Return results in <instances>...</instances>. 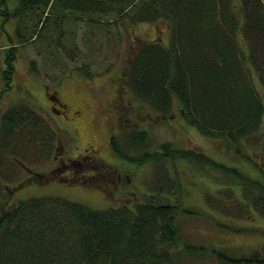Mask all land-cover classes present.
<instances>
[{
    "label": "trees",
    "instance_id": "trees-1",
    "mask_svg": "<svg viewBox=\"0 0 264 264\" xmlns=\"http://www.w3.org/2000/svg\"><path fill=\"white\" fill-rule=\"evenodd\" d=\"M52 5L73 14L114 15L110 21L115 26L163 22L167 42H142L130 56L125 76L131 93L162 118L176 105L187 125L221 140L234 154L242 152L244 139L258 129L264 115V0H18L12 10L0 0V15L18 19L33 13L41 29L53 17L51 25L58 28L62 17L51 14ZM13 55L14 49L7 50L5 82ZM40 123L28 105L11 104L0 115V146L9 147L6 134L24 129L26 141L39 139V155H48L55 131L46 122L42 130ZM146 140L144 131L125 133L111 136L110 146L117 156L138 163L167 157L222 168L240 183L242 205L264 219L260 166L253 177L183 149L151 151ZM152 175V191L133 207L93 208L61 196L18 200L0 213V264H264V240L248 253L184 241L178 217L190 212L169 201L171 186L178 184L159 164ZM252 231L264 236V225L248 229Z\"/></svg>",
    "mask_w": 264,
    "mask_h": 264
},
{
    "label": "rangeland",
    "instance_id": "rangeland-1",
    "mask_svg": "<svg viewBox=\"0 0 264 264\" xmlns=\"http://www.w3.org/2000/svg\"><path fill=\"white\" fill-rule=\"evenodd\" d=\"M5 1L9 10L18 4V0ZM231 1L237 4L239 0ZM51 10L53 16L62 17L58 28L51 25L53 17L41 29L33 13L18 19L0 15V115L13 103L31 107L43 120L42 130L45 122L54 129L55 155L69 166L53 171L59 161H54L53 153L40 156L39 139L29 144L24 129L6 134L9 147L0 146L9 148L0 149V213L32 196H61L93 208L133 207L152 191V170L159 164L178 184L171 186L169 201L190 212L178 217L184 241L237 253L260 247L263 233L250 234L248 229L262 227L264 219L242 205V187L232 175L182 158L139 163L124 159L113 152L110 137L144 131L146 149L159 153L166 146L183 149L256 177V166L264 172V115L258 129L241 144L242 152L227 151L221 140L208 139L187 125L176 105L162 118L127 86L126 66L136 46L153 39L166 43V24L119 22L115 26L110 21L114 15L73 14L55 5ZM245 41L239 35L243 48ZM10 48L15 55L11 77L5 82V55ZM252 79L261 92L258 78L254 75ZM45 87L80 109L74 128L63 130L45 112L49 98ZM90 148L95 157H87L85 149Z\"/></svg>",
    "mask_w": 264,
    "mask_h": 264
},
{
    "label": "flooded vegetation",
    "instance_id": "flooded-vegetation-1",
    "mask_svg": "<svg viewBox=\"0 0 264 264\" xmlns=\"http://www.w3.org/2000/svg\"><path fill=\"white\" fill-rule=\"evenodd\" d=\"M44 90L46 91L47 96L49 97L48 98V106H47L45 112L50 117H52L54 119L56 125L59 127H62L63 130L68 131L67 127H71V126H72V128H74L73 122L75 120H77V118L80 116V112H81L80 109H74V107L69 105V103L62 101L60 99V97L58 96V91H56V90L48 91L46 89V87L44 88ZM59 127H56V128L61 130L62 128H59ZM51 129L54 131V129L52 127H51ZM55 145H56L55 142H52L51 143L52 147L49 148V152L47 150V153H49V154L53 153L52 157L54 158V161L56 162V160H57L60 163L58 166H56V165L54 166L53 171H57V170H60V168H64V167L69 166V164H66L65 162L62 161V158H60V159L57 158V156L55 155ZM53 147H54V149H53ZM5 149H9V148H4L3 150H5ZM85 150L87 151V154H88L87 157H89L90 155L92 157H95V154H94L95 150L93 148L85 149ZM37 153L40 154L39 149H37ZM70 165H71V163H70ZM30 171L31 170L27 169V172L32 173L33 175L34 174H40V172H36L34 170L31 172ZM72 171H74V173L77 174V172H76L77 170H72ZM117 179H118V177H117ZM117 179L114 180V185H116Z\"/></svg>",
    "mask_w": 264,
    "mask_h": 264
}]
</instances>
